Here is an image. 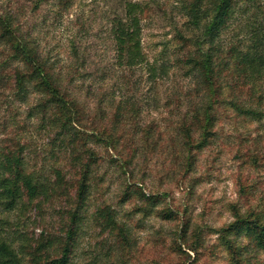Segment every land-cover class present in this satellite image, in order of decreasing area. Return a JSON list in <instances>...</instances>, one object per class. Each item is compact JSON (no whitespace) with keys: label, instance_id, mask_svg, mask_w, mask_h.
<instances>
[{"label":"rangeland","instance_id":"1","mask_svg":"<svg viewBox=\"0 0 264 264\" xmlns=\"http://www.w3.org/2000/svg\"><path fill=\"white\" fill-rule=\"evenodd\" d=\"M38 1L0 0L57 88L40 87L0 31V165L9 176L19 165L37 188L34 198L22 189L14 211L0 208L22 264L61 258L68 245V264H264V247L241 224H264V81L245 63L258 11L236 0L239 20L222 28V104L207 134L208 93L190 62L200 34L185 13L194 0ZM129 2L143 8L148 66L118 57L112 29ZM243 104L260 116L240 114Z\"/></svg>","mask_w":264,"mask_h":264},{"label":"trees","instance_id":"2","mask_svg":"<svg viewBox=\"0 0 264 264\" xmlns=\"http://www.w3.org/2000/svg\"><path fill=\"white\" fill-rule=\"evenodd\" d=\"M43 1L47 0H39L37 6ZM235 1L208 0V5L206 4V0H194L185 9L190 29H196L200 34L196 42V46H198V51L200 52V58H193L194 60L190 62L199 69L202 75V84L206 88V93H208L206 97L208 98V103L202 109L205 118H199L201 128L207 134L210 132V127L215 119L213 116V111L216 108L215 105L222 104L219 99H214L217 94L216 84H214L217 69L215 45L221 36L222 28L228 22H237L239 20L238 15L244 7L238 8ZM245 2V7H249V10L255 9L258 11V14L253 17V31L251 33L253 53L245 57V63L247 65V71L254 72L255 75L257 74V81L262 83L264 81V0H245ZM123 10L124 12L122 14L116 15L112 29L119 60L127 68L142 65L148 66L149 62L146 59L142 44L143 27L140 16L143 8L139 3L129 2ZM12 15L13 13L0 14L2 39L15 52L16 58L22 61L27 68L32 69L33 76L40 87L56 90L57 88H55L56 85L53 83L52 78L43 71L44 61L41 59L42 55L40 51L32 47L30 37L21 35L19 25L14 24ZM150 70L154 75L159 70L163 71V74L165 71L167 72L166 65H161L160 68L156 65H150ZM249 73L248 77H252L253 74ZM56 102L58 105H63L65 113L71 114L72 107H68L64 99L59 98ZM236 108L240 114L253 117L260 116L259 111L256 108L254 109L253 105L247 106L243 104ZM207 134L202 137V141L197 145L203 146L207 142L209 137ZM101 140L102 138L99 134L97 142ZM104 142H107L110 147L113 145L111 138H104ZM86 169L81 178L83 182L79 195L81 200L84 199V194L87 190L86 181L92 172L89 165L86 166ZM8 172L9 167L5 169L4 165H0V208L2 212H12L19 206L23 195L22 189L28 190V195L31 198H34L37 192V188L33 185L32 179L21 172L19 165H16L12 170L11 176L7 175L9 174ZM7 223V219L0 216V264H22L19 252L14 247V243L6 230ZM241 224H243L242 229L246 233L253 232V235L257 238L258 245L264 247V224L260 222V217L256 221L247 219V221H242ZM72 236L70 237L71 242ZM69 248L68 245L61 258L47 261L44 264H68Z\"/></svg>","mask_w":264,"mask_h":264}]
</instances>
